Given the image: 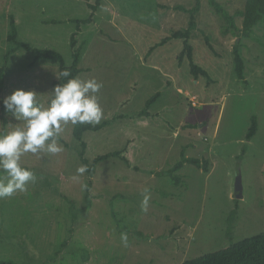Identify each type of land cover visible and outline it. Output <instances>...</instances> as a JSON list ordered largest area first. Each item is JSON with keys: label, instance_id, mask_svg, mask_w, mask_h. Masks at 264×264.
Returning a JSON list of instances; mask_svg holds the SVG:
<instances>
[{"label": "rangeland", "instance_id": "1", "mask_svg": "<svg viewBox=\"0 0 264 264\" xmlns=\"http://www.w3.org/2000/svg\"><path fill=\"white\" fill-rule=\"evenodd\" d=\"M195 2L102 0L94 24L84 28L79 39L84 45L78 76L103 85L96 94L101 121L136 114L156 92L160 98L149 110L159 119L146 127L136 124L139 119H118L98 133L84 134L85 157L91 161L118 151L128 136H137L134 165L140 172L110 159L99 163L91 177L78 174L80 148L69 123L60 135L64 143L58 142L63 151L22 157V166L36 174V181L25 192L0 198V261L182 264L264 233V23L253 28L249 39H240V18L234 20L238 31L227 32L208 0H198L197 27L189 43L193 62L210 79L194 80L188 62H176L182 41L148 50L171 31L187 26L188 14L172 8L190 9ZM216 2L233 15L243 10L245 0ZM10 16L17 23L19 40L57 51L69 66L72 21L86 19L88 10L82 0H0V67L8 49ZM237 41L246 85L234 73L232 49ZM31 59L22 51L11 56L0 89L3 97L17 88L35 90L46 106L58 66L41 63L29 70ZM129 95L131 102L118 110ZM254 116L258 129L248 142L245 136ZM10 121L7 131L22 123L11 117ZM182 149L188 158L208 160L209 172L184 165L174 174L180 181L175 186L164 173L179 161ZM89 178L98 199L87 205ZM236 207L228 238L227 220ZM122 233L127 234V247Z\"/></svg>", "mask_w": 264, "mask_h": 264}, {"label": "trees", "instance_id": "2", "mask_svg": "<svg viewBox=\"0 0 264 264\" xmlns=\"http://www.w3.org/2000/svg\"><path fill=\"white\" fill-rule=\"evenodd\" d=\"M85 3L86 9L88 10V16L86 19L73 20L74 31L70 36V49H71V63L68 66L64 61L63 57L57 51L48 48H35L30 44L19 40L18 28L15 18L9 17V30L7 32L5 43L8 46L7 51L2 56V65L0 67V82L5 73V66L7 65L11 56L15 55L19 51L24 52L32 57L27 68L33 69L41 63H54L58 66V70L67 68L72 76H78L82 71L78 67L79 61L82 54V45L84 43L79 42L80 36L84 28L94 24L95 17L101 6L102 0H94V4H91V0H82ZM209 6L213 8V11L219 15L226 23V31H238L235 26V19H241L240 39H249L252 30L255 26L260 23H264V0H245L244 8L242 11H236L233 15H229L217 2L216 0H208ZM174 11H179L188 14L187 26L184 29L171 31L168 36L160 40L159 43L149 48V53L158 47L166 45L170 41H182V49L176 58L178 66H181L184 61L188 62L189 72L194 80L199 77L209 80V74L206 70L202 69L193 62L194 48L189 43L192 33L196 30L197 21L196 17L199 12V2L196 0L194 6L190 9H186L182 6H174ZM206 46L210 51L213 52V48L206 41ZM240 42H235L232 49L233 61H234V73L236 79L242 84L246 85L243 71L244 64L240 55ZM58 83H64L62 78L60 81L57 79L51 83L52 87ZM3 97V90L0 89V100ZM160 98V92H156L154 95L149 97L144 107L134 115L121 114L114 115L109 120L101 121L98 124H77L73 125L72 138L78 143L80 151L78 152V159L81 166H87L85 172L89 177L93 176L95 167L102 162L110 159H116L120 161L124 166L130 170L140 172L137 166L134 165V161L139 152V145L137 142V136H128V139L124 147L118 151L96 156L91 161L85 157L87 150V144L83 141V135L86 133H98L106 129L113 121L118 119H139L136 124L139 126L146 127L149 125L151 120L159 119V115L150 112V108ZM131 95L121 101L117 108L118 110L123 109L131 102ZM49 101V100H48ZM47 101V103H48ZM41 103V102H40ZM42 104V103H41ZM10 114L4 113L2 105H0V132L7 131V127L10 125ZM258 124L257 118L254 116L250 120V127L246 133L245 140L251 141L257 133ZM59 143H64L59 138ZM245 154V149L242 150L241 156ZM184 165H190L203 173L209 172V162L205 159L188 158L184 155V149L181 150L179 155V161L175 163L168 171L164 173L175 186H178L180 181L178 176L174 174L179 172ZM157 176H162V173H158ZM98 195L92 191V181L90 178L87 180L86 185V196L85 201L87 205H90L92 201L97 200ZM236 209L230 214L227 220V231L226 235L228 238L231 236L233 223L235 221ZM0 264H15L9 261H0ZM182 264H264V233L253 236L249 239L241 240L236 243L230 244L227 248L221 249L217 252L207 254L189 261H185Z\"/></svg>", "mask_w": 264, "mask_h": 264}, {"label": "clouds", "instance_id": "3", "mask_svg": "<svg viewBox=\"0 0 264 264\" xmlns=\"http://www.w3.org/2000/svg\"><path fill=\"white\" fill-rule=\"evenodd\" d=\"M54 75L58 81L63 78L64 83L54 85L48 92L46 106L32 89L17 88L0 100L4 113L22 122L11 131L0 132V198L25 192L27 185L36 181V174L21 164L25 154L60 153L63 148L58 141L66 125H95L103 118L96 95L103 86L100 82L72 76L67 68L55 71ZM86 171L87 166L77 169L81 175ZM148 201L149 196L145 195L142 211H147ZM121 242L128 246L126 233L121 234Z\"/></svg>", "mask_w": 264, "mask_h": 264}, {"label": "water", "instance_id": "4", "mask_svg": "<svg viewBox=\"0 0 264 264\" xmlns=\"http://www.w3.org/2000/svg\"><path fill=\"white\" fill-rule=\"evenodd\" d=\"M235 197L237 200L242 198V185L240 182V179H237V182L235 183Z\"/></svg>", "mask_w": 264, "mask_h": 264}]
</instances>
